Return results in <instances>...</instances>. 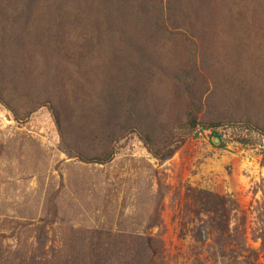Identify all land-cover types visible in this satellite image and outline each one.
<instances>
[{
  "label": "rangeland",
  "instance_id": "1",
  "mask_svg": "<svg viewBox=\"0 0 264 264\" xmlns=\"http://www.w3.org/2000/svg\"><path fill=\"white\" fill-rule=\"evenodd\" d=\"M59 1L51 23L58 0H0V85L22 110L53 101L69 146L47 106L17 122L0 103V264H264V0L165 20L147 59L110 28L139 1L109 0L110 19Z\"/></svg>",
  "mask_w": 264,
  "mask_h": 264
},
{
  "label": "trees",
  "instance_id": "2",
  "mask_svg": "<svg viewBox=\"0 0 264 264\" xmlns=\"http://www.w3.org/2000/svg\"><path fill=\"white\" fill-rule=\"evenodd\" d=\"M108 1L109 0H64V3H65L64 7L72 5L76 9L83 8L84 11L93 12L92 15L95 14V17H97L96 16L97 9L95 8V4L100 3L101 4L100 6H102V18L106 19V14H107V16L110 19L112 16L114 17L116 16L114 14L109 15L110 8L108 7L109 5H107L106 3ZM137 1H139V4L137 5V8H136L137 13L135 16L136 17L140 16V23L134 24V21H135V16H134L133 21L130 24L122 23V25L121 24L117 25L113 21H111L110 28H112V31H111L112 33L115 30L117 31L114 37L124 36L129 39L137 38L136 39V43H137V47H136L137 54L136 55L141 56V57L145 56L146 59H147V54L149 53V50L151 47V45H147V41L149 40L150 35L157 32V30H159L160 28L162 29L164 28V30L166 29V26L163 25L165 20L170 19V21L172 22L173 27L170 30L172 34L179 33L180 28L178 29V25L180 24V21H177V20H181L182 22H184L186 20L196 18V16H198L200 8L207 7L206 0H168L167 3L163 2V5L161 4V1L159 0L158 7L155 6L156 4L155 0H136V2ZM55 3L56 2H54L51 5L50 9L48 10V15L49 17H51V19H49L48 21L51 23L55 22L54 17L57 15V12L59 10L58 6H59L60 1L58 0L57 4ZM1 15L4 16L2 11H1ZM127 16L125 18H127ZM166 31H169V30H166ZM13 35L14 33L8 32L7 29H2L0 31V43H2L4 46V44L8 42L12 38ZM225 82H228V81H225ZM225 82H222V83H225ZM1 88L3 89L1 90ZM9 101H11V98L6 96V91L4 87H1L0 85V103L4 105L8 110L12 111L13 119L17 120V122L27 119L36 108L43 106V105L47 106L51 112L53 121L59 133L61 143L63 145L65 144V146H67V149L69 148L67 144L66 136L63 131V124L60 118V112L54 106L53 101H51L48 98H44L40 101L30 103V105H28V107L24 110H22V108H19L17 104L16 106L11 105ZM198 108H199V104L195 103L190 108L189 112L187 113L188 115H187L186 121L182 125H179V128H182L183 130H191L195 127V125L197 124V121L195 119V116H196L195 111ZM221 123L223 122L220 120H217L216 122L208 123L205 126L209 128H215L216 126L221 125ZM242 123L257 127L255 123L249 120H243ZM258 128L262 130L263 135H264V129L260 127ZM214 135L221 138V136L217 134L216 132H214ZM139 137L146 145L149 144L148 149L152 153V156H154L155 158L164 159L168 157L169 155H171L174 147L167 148V142L164 143L163 145H160L161 147L159 148L152 149V144H154V140L148 132L139 134ZM68 154L70 155L72 154L73 156L83 161L88 160V161H94L97 163L107 162L113 156V153L109 151V148L104 149L98 153H94L93 155H87V154L85 155V153H83L82 151H73L72 153H68ZM159 258L160 257L158 255H151L147 259V262L148 263L154 262L157 259L159 260ZM160 264H162V260Z\"/></svg>",
  "mask_w": 264,
  "mask_h": 264
},
{
  "label": "water",
  "instance_id": "3",
  "mask_svg": "<svg viewBox=\"0 0 264 264\" xmlns=\"http://www.w3.org/2000/svg\"><path fill=\"white\" fill-rule=\"evenodd\" d=\"M219 141H220V139H219V137H217V136H214V137L212 138V142H213L214 144L219 143Z\"/></svg>",
  "mask_w": 264,
  "mask_h": 264
}]
</instances>
